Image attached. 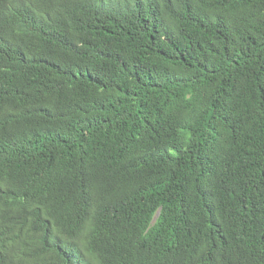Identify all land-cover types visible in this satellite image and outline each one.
I'll return each instance as SVG.
<instances>
[{
  "label": "trees",
  "instance_id": "trees-1",
  "mask_svg": "<svg viewBox=\"0 0 264 264\" xmlns=\"http://www.w3.org/2000/svg\"><path fill=\"white\" fill-rule=\"evenodd\" d=\"M0 264H264V0H0Z\"/></svg>",
  "mask_w": 264,
  "mask_h": 264
}]
</instances>
